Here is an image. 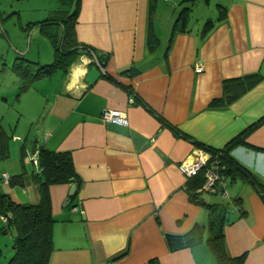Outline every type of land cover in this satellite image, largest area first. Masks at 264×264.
<instances>
[{"label":"crops","instance_id":"crops-1","mask_svg":"<svg viewBox=\"0 0 264 264\" xmlns=\"http://www.w3.org/2000/svg\"><path fill=\"white\" fill-rule=\"evenodd\" d=\"M162 1L179 10L165 30L156 27ZM212 1L79 0L76 38L105 58V66L82 55L66 75L58 74L57 84L52 74L17 97L28 102L21 112L28 131L22 138L17 124L11 133L0 159V191L19 204L37 202L34 157L41 148L69 152L80 180L67 205L72 183L49 186L56 221L48 264H218L206 241L174 251L166 242L167 234L181 236L197 224L206 225L207 235L213 216L207 205L228 208L227 254L242 257L241 264H264V78L230 104L222 92L223 80L264 77V0H215V17L193 18L196 4L209 10ZM62 2L47 17L72 11L76 0ZM9 11L20 15L17 7ZM180 15L187 17L183 25ZM208 20L214 26L203 34ZM35 22L24 30L42 35ZM15 51L28 53L22 45ZM40 55L39 48V64ZM105 109L125 113L128 125L103 123ZM236 137L244 143H232ZM192 140L229 148L256 184L225 177V195L202 192L204 204L192 201L178 167L198 149Z\"/></svg>","mask_w":264,"mask_h":264},{"label":"trees","instance_id":"trees-1","mask_svg":"<svg viewBox=\"0 0 264 264\" xmlns=\"http://www.w3.org/2000/svg\"><path fill=\"white\" fill-rule=\"evenodd\" d=\"M78 12L79 0H76L72 11L60 10L57 11L56 16H51L34 23L35 26L38 25L40 33L50 41L53 49V60L50 64L40 65L36 61L17 57L13 64V71L22 81L18 94L24 92L35 80L51 76L57 72L62 76L66 75L72 64L82 55L93 57L88 50L93 51V49L88 45L79 43L76 38L75 25ZM181 15L177 22L183 25L182 22L187 17H182ZM221 19L222 17H219L217 21ZM31 24L29 23V25ZM206 26L208 27L203 34H206L214 24L208 20L206 21ZM154 40H156L154 37H150L148 41L151 44ZM96 58L104 67L106 63L105 58L98 59V56ZM130 71L131 69H127L122 73L125 74ZM262 78L264 77L260 73H251L223 80L222 92L224 102L227 104L234 102L256 86ZM132 96L135 100L136 95L133 93ZM167 125L176 136L189 138L172 124L167 123ZM10 138L0 122V159L7 154ZM192 142L196 147L205 149L212 154L221 152L220 158L224 168H221L220 171L225 177L230 179L239 177L244 181L256 184L250 171L229 154V148L213 149L199 141L192 140ZM232 143L238 144L244 142L239 137H236L232 140ZM38 157L40 172L36 175L38 200L35 204L16 203L8 195L0 191V215H9L5 223L8 227H12L15 233L13 255L7 264H48L53 250L52 234L56 221V218L52 214L49 186L58 183H69L73 179L76 189L72 195H69V201L75 198L78 193L80 180L74 172L69 152H54L41 148ZM202 183V174L189 178L186 183L190 199L200 204H204L200 199L202 192H197L196 189ZM207 207L213 209L211 213L213 216L208 224V234H205L206 225L203 224L195 225L189 232L181 236L167 234L166 242L169 250L174 251L183 247H191L206 241L215 253L218 264H241L242 257H230L224 245L223 224L228 208L226 206L217 207L211 205H207ZM5 231L3 230V232ZM154 262V264H158L155 260Z\"/></svg>","mask_w":264,"mask_h":264},{"label":"rangeland","instance_id":"rangeland-1","mask_svg":"<svg viewBox=\"0 0 264 264\" xmlns=\"http://www.w3.org/2000/svg\"><path fill=\"white\" fill-rule=\"evenodd\" d=\"M61 1L63 0H0V119L9 137L15 131L17 124V133L21 134L22 138L25 137L28 131L26 117L21 114V112L25 114V109L29 108L28 102L24 101L25 103H19L17 100L22 81L13 71L15 58L18 57L15 49L22 45L25 51L28 52L27 54L25 53L26 59L38 61L36 54L40 48V65L50 64L52 62L53 49L50 41L37 32H34L33 29H24L27 28L30 22L46 19L48 10L57 7L63 8V2L61 3ZM215 2V0L211 2V9L209 10L201 2L196 4L192 10L193 18L201 17L205 20L207 16L215 17L218 14V11L214 7ZM160 5L164 10H162V14L158 12L156 27L160 28V30H165L168 24H171V17L175 19L176 12L178 13L179 10L172 8L170 3L163 1L160 2ZM10 6L17 7L20 15L11 13L9 11ZM58 74L60 73H55L52 78V82L55 84L59 81ZM46 81L48 82L49 80L46 79ZM39 85L35 84V89L39 90L41 88ZM15 146L16 143H10L11 150ZM204 195L220 197L208 193H204ZM3 230L6 231L3 232ZM14 237L15 233L13 228L8 227L0 215V264H7L13 255Z\"/></svg>","mask_w":264,"mask_h":264},{"label":"built area","instance_id":"built-area-1","mask_svg":"<svg viewBox=\"0 0 264 264\" xmlns=\"http://www.w3.org/2000/svg\"><path fill=\"white\" fill-rule=\"evenodd\" d=\"M93 55L92 60H94L100 67H103L101 63L97 60L94 51L88 49ZM197 72L202 71L201 66L196 67ZM134 97L130 98V103H134ZM101 120L103 123H114L118 125H128V119L125 113L119 110L105 109L101 113ZM221 152L212 154L211 152L198 148L189 154L183 161L178 165L180 171L186 178H192L203 175V183L196 189L197 192L215 193L219 195H225L224 183L225 176L221 174V168L224 165L221 163ZM37 154L34 157V163L38 169ZM2 181L8 183L10 181V175L4 173L2 175ZM9 215L1 216L4 222L7 221Z\"/></svg>","mask_w":264,"mask_h":264},{"label":"water","instance_id":"water-1","mask_svg":"<svg viewBox=\"0 0 264 264\" xmlns=\"http://www.w3.org/2000/svg\"><path fill=\"white\" fill-rule=\"evenodd\" d=\"M71 187H70V190H69V195H72L73 193H74V191H75V189H76V186H75V183H74V180L73 179H71ZM69 197L67 198V200L65 201V205H67L68 204V202H69Z\"/></svg>","mask_w":264,"mask_h":264}]
</instances>
